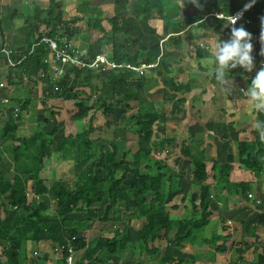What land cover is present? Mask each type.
Returning <instances> with one entry per match:
<instances>
[{
    "label": "trees",
    "instance_id": "trees-1",
    "mask_svg": "<svg viewBox=\"0 0 264 264\" xmlns=\"http://www.w3.org/2000/svg\"><path fill=\"white\" fill-rule=\"evenodd\" d=\"M92 1L77 0L78 12L87 15L89 29L102 35L103 47L109 51V61L118 67L108 70H103L104 66L101 70L68 68L70 74L65 79L67 81L61 80L57 90H53L47 98L72 101L74 107L66 114L65 125L62 128L56 126L50 134L35 131L27 137L18 136L19 126L15 122L27 110L30 100L24 104L19 102V112L12 109L13 115L4 119L0 139H6L9 146L12 169L10 178H0V246L3 253L0 264H30L28 243L38 246L42 242L62 251L58 264H67L70 256L73 264H109L111 258L125 257L134 250L139 251L140 257L154 260L158 251L150 245L155 241L172 240L175 249L181 248L184 243L195 245L199 234L209 225L212 215L209 202L211 188L207 185L206 160L193 152L191 143H179L176 138L159 135L160 128L165 131L168 118L164 108H157L156 95L152 93L156 87H161L156 94L164 96L162 103L165 107L174 100L171 115L175 116L180 114L183 100H177L178 95L189 92L191 87L178 83L174 77L181 71L176 69L180 60L163 56L159 48L150 50L141 45L142 24L161 20L163 39L168 37L163 51L170 52L171 47L180 53L184 46L181 33L187 27L202 24L204 20L212 31H220L223 27L229 36L232 26L225 27V20L213 17L215 13L231 16L244 8L246 3H252L251 10L245 13L244 20L237 27L247 29L246 21L261 24L264 0H254V3L252 0H199V7L192 0H96L97 7L92 6ZM104 3L113 5L112 16L106 20L107 28L103 25L100 9ZM35 8L38 13L34 14L30 23V36L44 28L43 36L40 35L35 44L44 37H64L54 28L64 20L63 2L50 0L45 8ZM194 39L191 38V41L196 42L197 39ZM32 49L33 46L28 49L25 61L18 65L20 70L25 71L28 79H37L41 72L43 80L48 77V72L52 77L50 66L45 64L51 55L48 47L41 45L33 52ZM124 65L136 69L158 66L140 73L121 67ZM7 67L5 62L3 68ZM241 69L237 67L230 72ZM3 73L6 80L3 82L12 87L17 80L11 78L9 71ZM70 79L72 88L67 91ZM11 95L12 101H17L18 98ZM68 95L70 98H67ZM44 104L48 106V103ZM121 107V113L126 116V126L113 129V140L92 139L97 130L94 126L96 114L101 113L108 120ZM61 110L47 107L43 122L50 124L61 114ZM58 132L60 136L56 140L54 137ZM258 132L260 135V130ZM132 134L135 139L129 138ZM126 146L134 148L131 160L128 159ZM241 148L242 166L255 169L256 164L262 163L263 142L258 141L254 146L257 163L250 153L243 150L244 145ZM176 151L184 165L190 168V179L195 186L188 200L191 217L184 221L172 220L167 212L170 197L179 194L182 189L166 160L157 158ZM119 154H122L121 159H118ZM53 159L70 163L69 171L62 173L55 185L43 178ZM143 162L146 173L140 170ZM231 163L230 160L225 164L214 162L216 182L229 184ZM66 183L72 185L68 187ZM233 189L246 194L248 185L239 183ZM72 215L80 218L74 225L68 226ZM134 220L142 224L137 231L136 244L131 241L130 226ZM97 221L120 226L121 235L114 238L95 237L87 242L86 232ZM218 241L219 237L215 235L209 243L216 252H227L226 244L218 246ZM70 251H83V259L75 261ZM39 259L45 261L46 257ZM183 261L161 258L156 264H183Z\"/></svg>",
    "mask_w": 264,
    "mask_h": 264
},
{
    "label": "crops",
    "instance_id": "crops-1",
    "mask_svg": "<svg viewBox=\"0 0 264 264\" xmlns=\"http://www.w3.org/2000/svg\"><path fill=\"white\" fill-rule=\"evenodd\" d=\"M45 1L0 0V70L3 72L5 70L9 71L11 78L17 80L12 87H9L3 82V80H6L4 79V73L2 74V71H0V82L6 84L5 90L0 91V130H2L5 123L2 121L8 116L10 110L14 109L16 113L19 112V102L21 101H23V104L27 100L31 101L27 110L22 112L27 115L31 114L40 99L43 101V106H45L44 103L48 102H52V104L62 103L61 100L48 99L47 96L57 89V85L61 80L67 78V75L70 74L68 68L59 63H53L50 58L45 61V64L50 66L52 77L48 72V77L43 80L41 78H44V74L41 72L37 75L38 80L34 77L28 79L27 74L24 73L25 71L20 70L18 66L13 68L9 66L8 57L5 54V52H8L14 62H19L26 55L28 49L35 45L37 39L43 34L44 28L39 29V32L34 36H30V23L34 14L38 13L35 7L45 8L48 5ZM58 1L63 2V10L65 11L66 3L64 0ZM100 8H102V5ZM219 15L225 16L218 12L213 17L223 20L216 17ZM42 17L44 18V16ZM205 19H207V16H205ZM154 21L161 22L163 35L162 21ZM204 21L193 28L187 27L181 33L184 46L180 53L185 54L186 58L176 57L180 60V64L176 69H181V71L174 74V77L180 84H189L191 90L181 92L178 95L177 100L183 99L180 114L171 115L174 100L168 102L166 107L164 106L162 103L164 96L156 94L161 87H156L152 93L156 95L157 108L160 110L164 108L165 112L171 116L170 119L167 117L168 120L165 123V131L162 132V137L176 138L179 143H191L194 148L193 152L206 160L205 165L209 175L207 185L211 188L209 202L212 215L209 225L199 234L195 245L184 243L181 248L175 249L174 241L157 240L150 245V248L153 247L158 251L154 260L147 256L140 257L139 251L134 250V252L126 254L125 257L111 258L109 264H156L161 258L184 260L183 264H264V155H262V163L256 164L255 169H249L242 166L240 154L241 145H244L243 150L250 153V156L252 155L256 160L253 153L254 146L258 141L264 143V139H261L259 129L255 128L253 123L254 120L264 121V113L254 112L247 97L242 94L241 89H246L251 82V78L247 77L244 69L229 72L227 84H221L214 78V61L211 49L219 40H225L228 36L223 27L220 31H212V28L207 26ZM225 21V27L232 26ZM61 26L62 23L56 24L54 28L64 37H67L75 46L84 47L80 44V40L74 37L71 38L69 34H66V30L63 33ZM252 30L261 32V24H253ZM191 38H196L197 41L192 42ZM167 39L168 37L162 40L163 44ZM200 39H203L202 43H198ZM100 45L106 56L101 55V52L99 55L109 60V55H107L109 51L103 47L102 43ZM191 45H194L202 54H193V51L191 53L189 49ZM170 49L172 50L170 52H175L173 48L170 47ZM90 54L92 56L98 55L93 52H90ZM5 62L8 65L6 69L3 68ZM253 63L255 67V62L253 61ZM69 84H72V79L69 80ZM11 93L18 98L17 101H12ZM39 94H41V97H39ZM4 100H7L8 104H4ZM15 123L20 128V122ZM94 126L96 127L95 123ZM1 144L5 150L9 149L6 139H0ZM254 152L256 154V151ZM175 153L166 157L175 156L176 159L179 158V152L176 151ZM4 156L9 159L10 155L3 153L0 159H3ZM229 160L232 162L229 184L216 182L213 171L214 162L225 164ZM177 167L176 170L171 171V174L178 179H181L180 177L186 178V176H183L186 173L185 167L183 165ZM239 183L248 185L246 194L236 192L233 189V186ZM179 185L182 190L179 194L176 193L170 197L167 212L172 220L184 221L190 219L191 211H189L190 215L187 214L182 218H178L175 213L180 212L182 208L184 211L189 210L190 207L187 205L189 199L183 196L184 187L188 185L189 189L194 190L195 186L191 181L187 183L180 181ZM250 195L253 198H249ZM258 201L260 204H257ZM174 207L177 209H173ZM212 222V226L216 225L213 230L211 227ZM141 225V222L135 220L131 223V241L134 244L137 243V231ZM115 228L121 231L120 234L113 236L118 237L122 233V228L116 226ZM86 233H89V231ZM215 235L219 237L217 245L224 244L225 246L226 244L227 252L218 253L215 251V247L209 243ZM97 237L107 238L105 236ZM113 237L108 236V238ZM85 239L87 242L89 241L87 235ZM61 253L60 249L53 248L47 242H42L38 246H34L32 243L27 245V254L31 259L30 264H58L62 257ZM2 254V247L0 246V256ZM73 255L75 261L83 259V251L74 252ZM40 257H46V260L40 261Z\"/></svg>",
    "mask_w": 264,
    "mask_h": 264
},
{
    "label": "rangeland",
    "instance_id": "rangeland-1",
    "mask_svg": "<svg viewBox=\"0 0 264 264\" xmlns=\"http://www.w3.org/2000/svg\"><path fill=\"white\" fill-rule=\"evenodd\" d=\"M45 2L47 4L49 3L48 0H46ZM64 2L66 3V7H65V11H64L65 12L64 20H63L62 26H61V28H63L62 32L65 33L64 30H66V34H69L71 38L74 37L77 40H80L81 41L80 44L83 45L85 47V49H87L89 51L91 50L90 52H93L94 54H98V55L101 52L102 53L101 55L106 56V54H104L105 51L102 50L101 45H100V43L103 44L102 35L100 33L95 32V31L88 28V26L86 24L87 15L80 14L78 12L77 0H64ZM92 2H93L92 6L95 5V7H97L98 1L93 0ZM181 3H182V1L180 2V5H182ZM101 5H102V8H100V9L103 13L102 18L104 19L103 25L107 28L108 24L106 23V20L112 16L113 5L106 4V3L101 4ZM184 8L185 7L182 6V10L185 11ZM142 30H143V32H142L141 37H140V43L142 46L147 47L150 50H155V49L159 48V50L162 51L163 56H166V57L186 58L185 54L182 55L181 53H177V52H164L163 51V41H162L163 35H162V30H161V22L152 21L148 24H142ZM202 40L200 39L198 41V43L199 42L202 43ZM189 49H190L191 53L193 51V54L194 53L202 54L198 49H196V47L194 45H191L189 47ZM98 55H96V56H98ZM65 81H67V80H65ZM71 88H72V84H69L66 86L67 91H69ZM39 97H41V94H39ZM67 98H70V96L68 95ZM61 102L62 103H60V104H57V103L52 104V102H48V106H43L42 105V103H43L42 99L38 100L37 105L34 107L31 114H28L29 116L27 114H23V113L21 114V117L18 120L20 122V124H19L20 128L18 131V136L27 137V136L33 134L35 131L42 132L43 134H50L56 126H60V128H62L65 125L66 114L68 113V111L70 109H73L74 102L68 101V100L67 101L64 100ZM50 105L52 107H55L57 110L58 109H63V110L60 111L61 114L59 116L55 117L53 119V121L50 122V124H45L43 122V120H44L43 114H45V110L47 109V107L49 108ZM121 110H122V107L118 108L117 111L115 112V115L108 120H106L101 113H97L96 114V122H95L97 131L91 136V138L92 139L113 140V138H114L113 129L116 126L120 127V128H124L126 126L124 123L126 116L121 113ZM166 114H167V117H169V119H170L171 116L169 115V113H166ZM7 115H8L7 117L13 115L11 110L9 111V114H7ZM5 116H6V114H5ZM67 119H68V117H67ZM67 119H66V122H67ZM3 122H4V120H3ZM62 133H63V131H62ZM159 135L163 136L162 135V128H160ZM59 136H60V133L58 132L54 138L57 140L59 138ZM129 138L135 139L136 137L133 136V134H132L129 136ZM1 145H0V147H1L0 156L3 155V153H7L8 155H10L9 149L6 151L5 148L3 147V145L2 146ZM126 152H128V159L131 160L133 158L134 148H129V146H126ZM166 156H167V154L164 153L162 155L157 156V158L166 160L167 165L172 168L171 171L176 170V168H178L177 166H180V165H183L185 167L186 173L183 174V176H186L187 179L180 177L181 179L178 180L179 184H180V181L182 183L190 182L191 181V179H190L191 176L189 173L190 169H189V167L184 165L183 161L181 160V157L176 159L175 156H168V157H166ZM121 157H122V154H119L118 159H121ZM48 166H49L48 170L43 173V178H45L48 181L51 180L50 181L51 184L53 181V185L56 184V181L59 180L62 173H66L70 169V163L69 162H64L62 160H57V159H53L49 163ZM11 169H12L11 162L9 161L7 156L6 157L4 156L3 159L0 161V178H2V177L5 179L10 178L9 173L11 172ZM140 170L142 173H146L144 162L141 164ZM65 185L70 187L72 184L66 183ZM188 185H185V187H184L185 189L183 192V196L186 199H189L190 194L192 193V190H191V188L189 189ZM29 198L30 199L32 198L31 194H30ZM178 203H179V201L177 202V204ZM187 205L190 207L189 203ZM189 211H190V208L188 211L187 210L184 211L182 208L180 210V212L175 213V215L178 216V218H182V217H185L187 214L190 215ZM69 218H70V220L68 221L67 224H68V226H72V225H74V223H76V220L79 219L80 216L72 215ZM100 223H101L100 221H97L93 225V227L89 231V233H86L87 238L89 240L92 238H95L97 236H105L107 238H108V236L113 237V236L120 234V232H121L120 230H118V228H115V224H113V223H107V224H103V223L100 224ZM212 224H213V222L211 223V227L213 230L216 227V225L212 226ZM116 227H120V226H116Z\"/></svg>",
    "mask_w": 264,
    "mask_h": 264
},
{
    "label": "clouds",
    "instance_id": "clouds-1",
    "mask_svg": "<svg viewBox=\"0 0 264 264\" xmlns=\"http://www.w3.org/2000/svg\"><path fill=\"white\" fill-rule=\"evenodd\" d=\"M254 3V0H252ZM192 3L199 7V0H192ZM252 3L244 5L247 11ZM239 15L233 16L232 27L227 39L219 42L211 49L214 61L213 75L221 84L228 83L230 70L240 67L246 72L253 71V44L252 35L244 27H237L236 22ZM260 40L264 42V18H261ZM264 52V49H261ZM242 94L247 97L251 108L256 113H264V66H261L251 78L246 89H241ZM253 126L260 130L261 139H264V121L254 120Z\"/></svg>",
    "mask_w": 264,
    "mask_h": 264
},
{
    "label": "built area",
    "instance_id": "built-area-1",
    "mask_svg": "<svg viewBox=\"0 0 264 264\" xmlns=\"http://www.w3.org/2000/svg\"><path fill=\"white\" fill-rule=\"evenodd\" d=\"M251 7L247 11H244L243 10L244 8L239 9L231 16L219 15L216 17L226 20L229 24H231L233 20V16L239 15L240 18L237 20L235 25L237 26V24L240 21L244 20L245 13L250 11ZM245 24L246 26H248L246 30L252 35V44H253L252 55H253V61L255 62V67H253V71L251 73L246 71L245 72L247 73L246 75L248 78H252L256 74V71H258L261 66H264V52H261V49H264V42H262L259 38L261 32H254L252 30V26H253L252 23L246 21ZM41 45H46L48 47V49L51 52L50 58L52 59L53 63H59L66 68H76L78 70H83V69L101 70V68L104 66L103 70H108V69H115L118 67L115 63L110 62L104 56L98 55L95 56L94 58H91L89 50L75 46L71 41L68 40L67 37H62V38L56 37L55 39H49L44 37L37 44L33 46L32 52L35 48ZM5 54L8 57V63L9 66H11V68L20 65V63H22L26 59V57L23 56L19 60V62H14L11 59L8 52H5ZM121 67L133 69L137 72L142 73L144 70L154 68L156 66L155 65L151 67L143 66L141 69L131 68L130 66H126V65ZM5 88L6 85L0 82V91L5 90ZM3 103L8 104V101L4 100ZM249 198H253V196L250 195ZM257 204H260V202L258 201ZM70 254L71 255L73 254L72 251H70ZM67 264H73L72 256H70L67 259Z\"/></svg>",
    "mask_w": 264,
    "mask_h": 264
}]
</instances>
